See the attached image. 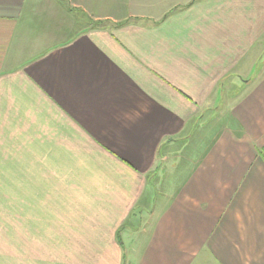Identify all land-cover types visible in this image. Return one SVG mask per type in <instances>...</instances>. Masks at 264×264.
Returning <instances> with one entry per match:
<instances>
[{
  "label": "crops",
  "instance_id": "1",
  "mask_svg": "<svg viewBox=\"0 0 264 264\" xmlns=\"http://www.w3.org/2000/svg\"><path fill=\"white\" fill-rule=\"evenodd\" d=\"M181 1L0 0V264H264V0Z\"/></svg>",
  "mask_w": 264,
  "mask_h": 264
},
{
  "label": "rangeland",
  "instance_id": "2",
  "mask_svg": "<svg viewBox=\"0 0 264 264\" xmlns=\"http://www.w3.org/2000/svg\"><path fill=\"white\" fill-rule=\"evenodd\" d=\"M191 1L192 0H184V1H181V4L187 5ZM81 15H83V14H81ZM82 17L83 16H81V18ZM89 17H86V15H85L83 17V20H82L83 22H85L83 26H88V28L93 26V24H92V21H93L92 19L93 18H91V17L89 18ZM96 23H98V21H96ZM261 47H264V42H260L259 45L255 46L253 48V50L250 52V54H249V56L247 58V60L250 61V60H253V59L257 58V56H260L262 54L260 59L257 60V64H256V66H255V68L253 70L254 72L252 71V74L248 77V81H252V78H254L255 76H259L261 74V72L264 71V49H262ZM249 69H250V67H249ZM226 84H227V86H225V88H224V91H225L224 95H228L230 90H233V93L235 91H237L238 88H240L241 86H243L245 84V80H241V79H239V77L234 75L233 78H232V81L230 83L227 82ZM240 93L237 96H234V97L231 96V95L229 97H227V96L224 97V100H223L224 103L222 104L221 109L217 110V112L214 113L213 117H211V118H210V115L208 116V114H207V116H205V117H208V120L210 121L209 125L206 127L207 130H205V132H203V130L202 131H198L197 135L198 134L199 135L195 136L196 138L194 139V141L192 140L190 145H187V147L184 146L185 149H183L182 152H180V153H168L167 152L164 155H163V153H161L164 160L161 157L160 160L157 162V164L159 165L158 167H162V172H161V170H160V172L158 171V174L162 175V176L160 178L153 179L156 182L155 183L156 186H157L156 190L161 191L162 189H164L166 187L167 184H170L171 183V179H172V174L176 175V173L181 168H183L184 163L185 162H189L186 157L189 156L190 152H192V150H194L195 147L199 146L196 143L200 142V137H202V136L205 137V135H206V133L208 131H209V134H211V135L213 134L214 135V133H216L217 131L220 130L221 126L226 125V124L229 123V119H230L229 118V116H230L229 114L231 112V108H232V106H234V104L238 100V98H239L238 96L241 95ZM176 147H177V145L175 144V145H173L171 147H168L167 150L168 151L169 150L170 151H175V150H177ZM179 147L182 148L183 144H179ZM183 155L185 157H183ZM178 157H180V160H183V161H181L182 167L176 172L177 169H176V166H175V163H176L175 160H177ZM157 164H156L155 168H157ZM181 171L183 172L182 169H181ZM174 178H175V176H174ZM132 234H131L132 238L131 237L130 238L132 239L133 243L131 245H127V246H129V248L132 247L133 249H136L135 247L137 246V242L135 240L133 241L134 236ZM135 234L136 233H134V235ZM130 253L131 252L129 251L128 254H127V257L132 255V253L131 254Z\"/></svg>",
  "mask_w": 264,
  "mask_h": 264
},
{
  "label": "trees",
  "instance_id": "3",
  "mask_svg": "<svg viewBox=\"0 0 264 264\" xmlns=\"http://www.w3.org/2000/svg\"><path fill=\"white\" fill-rule=\"evenodd\" d=\"M104 23L102 22V21H99L98 23H96V24H93V26H95V27H100V26H102ZM123 231V230H122ZM122 231H120V232H122ZM120 236H121V234H120Z\"/></svg>",
  "mask_w": 264,
  "mask_h": 264
}]
</instances>
